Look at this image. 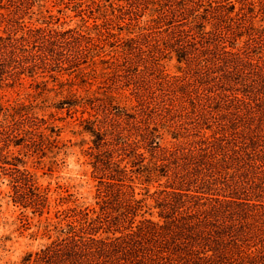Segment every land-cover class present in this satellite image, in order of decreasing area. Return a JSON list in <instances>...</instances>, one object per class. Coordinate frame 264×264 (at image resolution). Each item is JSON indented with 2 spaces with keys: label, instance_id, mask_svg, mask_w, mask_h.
Segmentation results:
<instances>
[{
  "label": "trees",
  "instance_id": "1",
  "mask_svg": "<svg viewBox=\"0 0 264 264\" xmlns=\"http://www.w3.org/2000/svg\"><path fill=\"white\" fill-rule=\"evenodd\" d=\"M63 73L98 82L70 103L94 202L21 264H264V0H0V88L38 90L0 99V179L40 215L28 163L59 140L37 98Z\"/></svg>",
  "mask_w": 264,
  "mask_h": 264
},
{
  "label": "rangeland",
  "instance_id": "2",
  "mask_svg": "<svg viewBox=\"0 0 264 264\" xmlns=\"http://www.w3.org/2000/svg\"><path fill=\"white\" fill-rule=\"evenodd\" d=\"M61 7L64 9V14L59 13L61 21L71 26L80 23L74 11L63 5ZM59 8L60 6L53 7L56 13ZM169 67L172 72L176 70L172 63ZM89 69L90 67L87 71ZM89 77L74 78V74L63 73L54 80L48 76L44 79L48 80L46 89L39 88L41 94L37 101L41 108L38 113L54 126L59 134L55 133L53 137H57L59 141L45 154L31 157L28 167L36 174L40 189L49 191V209L40 215L34 207L14 202L10 196L8 181L0 179V264H21L26 254L37 251L49 242L43 224L46 217L52 222L58 220V208L94 202L96 181L92 176L91 156L88 152L93 144L92 136L82 132L86 123L84 118L90 117V108L70 105L75 97H87L88 91L92 92L97 88L98 82ZM23 82L22 85L0 88V99H25L27 92H38L36 85H31L34 82L32 78L27 77ZM61 196L66 197V202L60 206L57 203Z\"/></svg>",
  "mask_w": 264,
  "mask_h": 264
}]
</instances>
